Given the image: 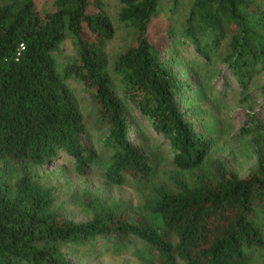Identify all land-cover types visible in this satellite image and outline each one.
<instances>
[{
	"label": "trees",
	"instance_id": "1",
	"mask_svg": "<svg viewBox=\"0 0 264 264\" xmlns=\"http://www.w3.org/2000/svg\"><path fill=\"white\" fill-rule=\"evenodd\" d=\"M171 1L175 13L180 2ZM121 2L128 45L112 63L107 47L117 29L105 0H0V264H75L63 246L99 238L118 245L137 238L153 264H254L264 251V119L252 106L244 112L239 134L250 136L256 164L241 177L211 157L215 139L196 118L192 75L198 59L206 68L223 63L241 102L259 94L264 105L262 0H188L180 29L167 16L157 38L152 28L161 0ZM67 39L74 55L62 73L55 55ZM192 50L196 57H185ZM229 75L221 73L224 82ZM71 78L96 108L109 182L149 180L155 172L137 137L145 128L140 118L192 181L174 177L173 188L156 186L144 218L89 193L90 220L74 222L55 210L53 190L36 179L33 166L65 156L86 174L101 159Z\"/></svg>",
	"mask_w": 264,
	"mask_h": 264
},
{
	"label": "rangeland",
	"instance_id": "2",
	"mask_svg": "<svg viewBox=\"0 0 264 264\" xmlns=\"http://www.w3.org/2000/svg\"><path fill=\"white\" fill-rule=\"evenodd\" d=\"M179 2L178 11L172 13V1L161 0V15L152 28L154 38L164 36L162 31L168 23L165 19L167 16L171 19L169 22L174 28L177 31L180 29L188 0H179ZM261 3L264 10V0ZM46 4L48 6L49 3ZM105 7L117 29L114 39L108 43L107 47L113 63L117 55L128 45L129 31L120 19L123 9L121 0H105ZM73 55L72 41L67 39L55 55L60 72L63 73ZM184 55L196 57L193 50ZM196 65L192 75L193 81L198 85L195 88V90L198 89V97L194 99L195 115L197 120L204 124L202 128L215 139L211 157L227 161L232 170L244 177L255 167L256 156L250 136L240 135L239 129L244 123V112L249 106H252L259 117L264 119L262 98L259 94H255L252 101L243 104L241 95L236 89L238 83L229 75L225 64L215 62L206 68L201 59H198ZM181 67L185 69L184 65ZM221 73L229 75L228 83L224 82ZM114 76L118 84V76L116 74ZM263 80L264 71L258 77V83ZM68 83L84 115L89 141L98 149L101 159L86 174L78 173L69 162V158L65 156L47 165L33 166L36 179L53 190L55 210L74 222H86L93 216L91 208L84 202L86 193H89L109 205L120 204L133 217L144 218L147 202L154 197L156 186L164 185L173 188L171 180L174 177L187 182L192 181V172L179 169L174 165L169 145L140 118V128H145L142 130L144 134L142 136L138 134L137 137L149 148L155 172L149 180L137 181L127 178L122 185L109 182L104 176L105 168L101 167V161H107L108 154L102 151L100 145L101 132L96 126V108L90 97L84 93L81 82L71 78ZM202 88L203 92L200 93ZM257 89V86L252 87L253 92ZM118 93L121 94V89H118ZM63 251L75 264H153L150 252L137 238H134L131 244L125 245L99 238L96 242L91 241L85 245L66 244L63 246ZM263 256L264 251L258 250L253 263L262 264Z\"/></svg>",
	"mask_w": 264,
	"mask_h": 264
}]
</instances>
